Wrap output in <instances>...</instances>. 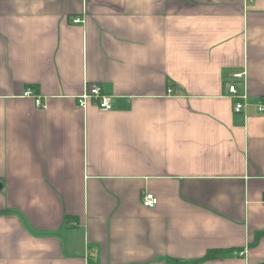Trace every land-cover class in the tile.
<instances>
[{
    "label": "crops",
    "instance_id": "1",
    "mask_svg": "<svg viewBox=\"0 0 264 264\" xmlns=\"http://www.w3.org/2000/svg\"><path fill=\"white\" fill-rule=\"evenodd\" d=\"M259 99L264 0H0V264H264Z\"/></svg>",
    "mask_w": 264,
    "mask_h": 264
},
{
    "label": "built area",
    "instance_id": "2",
    "mask_svg": "<svg viewBox=\"0 0 264 264\" xmlns=\"http://www.w3.org/2000/svg\"><path fill=\"white\" fill-rule=\"evenodd\" d=\"M72 21L78 22L80 21L79 17L73 18ZM240 78V80L244 79V72H235L232 74V79ZM25 95L30 96V90H26L24 92ZM228 95L232 97L234 100L233 109L234 111L244 110L249 104V98L244 90H240L234 80L228 83ZM114 95L111 93H107L103 90L99 83H86L82 89V91L76 96V102L78 106L84 108L89 101L95 103V105L99 109L107 110L112 108V101ZM34 102L37 105H44V101L39 96L34 97ZM256 109L258 111L264 110V100H257L255 102ZM157 202L156 196L148 191L142 193L141 203L144 206H153ZM241 253V252H240Z\"/></svg>",
    "mask_w": 264,
    "mask_h": 264
},
{
    "label": "trees",
    "instance_id": "3",
    "mask_svg": "<svg viewBox=\"0 0 264 264\" xmlns=\"http://www.w3.org/2000/svg\"><path fill=\"white\" fill-rule=\"evenodd\" d=\"M262 234H264V229L258 230L255 233V238L260 237ZM221 255V249L218 248H213V249H208L204 255L200 258H196L193 259L189 262L187 261H177L176 264H197L198 262H200L201 260H205V259H212L214 257L220 256Z\"/></svg>",
    "mask_w": 264,
    "mask_h": 264
},
{
    "label": "rangeland",
    "instance_id": "4",
    "mask_svg": "<svg viewBox=\"0 0 264 264\" xmlns=\"http://www.w3.org/2000/svg\"><path fill=\"white\" fill-rule=\"evenodd\" d=\"M242 72V71H241ZM242 81V80H241ZM234 110V109H233ZM241 111H245V109L244 110H241ZM238 112V111H237Z\"/></svg>",
    "mask_w": 264,
    "mask_h": 264
}]
</instances>
